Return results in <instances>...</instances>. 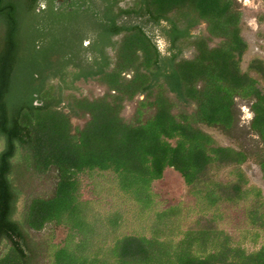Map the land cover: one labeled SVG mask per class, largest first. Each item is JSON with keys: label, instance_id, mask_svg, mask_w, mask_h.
Segmentation results:
<instances>
[{"label": "trees", "instance_id": "trees-1", "mask_svg": "<svg viewBox=\"0 0 264 264\" xmlns=\"http://www.w3.org/2000/svg\"><path fill=\"white\" fill-rule=\"evenodd\" d=\"M55 1L0 0V264H38L40 257L42 244L13 217L20 189L12 184V159L19 151L37 173L56 171L52 191L30 197L24 210L29 229L49 230L43 242L49 264H264L260 190L246 188L241 170L231 182L210 177L211 170L243 163L245 152L214 146L188 115L172 113L166 94L193 102V121L225 129L233 122L234 98L252 97L250 129L264 146V91L240 70L247 44L232 1L136 0L131 7H120L121 0H69L60 7ZM184 7L195 14L179 27L169 13ZM198 20L208 38L193 40L194 57L179 58L178 42ZM152 28L168 43L165 53ZM213 37L220 40L209 47ZM248 68L264 81L263 60L252 59ZM78 80H96L113 93L63 96ZM136 95L144 97L126 122L122 102ZM71 117L82 118V125ZM260 164L264 177V160ZM167 167L182 176L195 207L158 209L150 184ZM94 172L108 174L114 184L108 193L124 205L104 210L100 200L81 199L78 176ZM223 203H246L257 247L244 246L248 230L234 239L220 228ZM60 225L67 232L54 244L53 227Z\"/></svg>", "mask_w": 264, "mask_h": 264}, {"label": "rangeland", "instance_id": "rangeland-1", "mask_svg": "<svg viewBox=\"0 0 264 264\" xmlns=\"http://www.w3.org/2000/svg\"><path fill=\"white\" fill-rule=\"evenodd\" d=\"M234 9L241 13L239 28L240 35L247 44L246 51L243 53L239 67L242 72H248L249 75L257 78L258 86L264 91V81L260 79L255 72L248 68L250 61L254 58H258L264 61V20H260V16L264 14V0H231ZM136 0H121L120 7H131L135 4ZM195 13L191 11L189 7L173 10L169 13V16L174 19L179 27L184 25V21L193 16ZM154 34V40L156 41L159 49L162 52H166L168 43L165 38L161 37L158 28L149 29ZM190 35L187 38H183L178 42L181 53L179 58L190 59L196 54L193 40L197 37L208 38L206 30V23L202 20H198L197 24L189 29ZM121 35L115 37L119 39ZM219 38H210L207 41L209 47L215 46L219 42ZM112 55V51L108 50ZM126 78H129L131 71L122 73ZM56 90L58 87L57 80H51L49 82ZM112 91L107 89V86L96 80H78L74 82L73 89H64L62 91L63 96L72 94L75 97H86L88 99L98 98L107 94H112ZM167 96L173 103L172 113L178 115L184 113L190 117L192 125L198 127L203 132L209 134L213 139L214 146H229L236 150H242L246 154V160L239 165H228L211 170L210 177L213 180L226 183L235 180L237 170H241L246 178V188L254 190H260V199L264 202V177L263 170L260 162L264 160V146L258 134L250 129V120L252 117V111L250 104L253 101L252 97H240L234 98L233 105V122L230 128L225 129L218 125H207L202 122L193 121L191 119L194 111L195 104L193 102H185L178 100L174 94L166 92ZM144 95H136L132 100H124L122 102V109L120 116L126 122L133 121L135 117V108L138 100L142 99ZM153 109L146 110L145 115L151 114ZM73 125L81 126L83 123L82 118L71 117ZM172 144L173 140L170 141ZM3 146V140L0 139V149ZM24 153L19 151L12 162L16 164L12 177V184L15 188L20 189V194L16 204V211L13 215L14 219L18 220L26 235L35 245H39L40 257L36 258L38 264H49V258L46 255V251L43 242L48 238L49 230H42L35 232L29 229L24 223V210L27 201L30 197L35 195H48L54 186L56 180V171L50 170L45 173H37L33 170L29 163L26 164L23 158ZM21 166V168H20ZM108 174H98L94 172L90 176L87 173H82L78 176L80 183V197L82 200H100L99 204L104 210L113 208L116 205L123 204V199L117 196H112L110 192L113 190V183L106 181ZM150 190L154 194V199L158 203V209H164L169 206L181 205L183 208L195 207V202L192 196L188 193V187L186 186L182 176L176 170L171 167L164 169L162 177L154 180L150 184ZM113 192V191H112ZM252 194L249 195L248 200L251 202ZM246 204V203H245ZM244 203H240L237 206H231L229 204H222L221 211L223 213L224 221L219 223L220 228H223L234 239H238L243 230H248L246 235L244 246L251 250L259 245L254 246L250 240V235L254 231L251 225L247 224L244 218ZM124 205V204H123ZM197 205V204H196ZM193 214H196L195 212ZM191 215L190 218H194ZM130 231L129 228L126 232ZM67 229L66 227L54 226L53 237L51 242L54 244H61L65 238ZM3 243L0 245V251L4 248Z\"/></svg>", "mask_w": 264, "mask_h": 264}, {"label": "flooded vegetation", "instance_id": "flooded-vegetation-1", "mask_svg": "<svg viewBox=\"0 0 264 264\" xmlns=\"http://www.w3.org/2000/svg\"><path fill=\"white\" fill-rule=\"evenodd\" d=\"M66 1H69V0H56L55 2H56V6L57 7H60L62 4H64V2H66ZM36 10L37 11H39L40 10V6L38 5L37 7H36Z\"/></svg>", "mask_w": 264, "mask_h": 264}]
</instances>
